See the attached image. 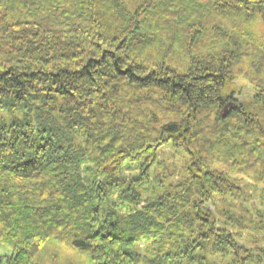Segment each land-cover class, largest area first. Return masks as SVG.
Listing matches in <instances>:
<instances>
[{
  "label": "trees",
  "instance_id": "trees-1",
  "mask_svg": "<svg viewBox=\"0 0 264 264\" xmlns=\"http://www.w3.org/2000/svg\"><path fill=\"white\" fill-rule=\"evenodd\" d=\"M260 25L264 0H0V264H264Z\"/></svg>",
  "mask_w": 264,
  "mask_h": 264
},
{
  "label": "rangeland",
  "instance_id": "rangeland-1",
  "mask_svg": "<svg viewBox=\"0 0 264 264\" xmlns=\"http://www.w3.org/2000/svg\"><path fill=\"white\" fill-rule=\"evenodd\" d=\"M258 30L257 32L261 31V33L264 32V27L263 26H258ZM235 84L238 86H241L243 88V93L242 95H235V99L237 100H244L248 97H251L252 95V91L249 87H247L246 84L239 82L238 80L235 81ZM170 150L168 148H165L163 150V155L161 156V160H163V162L165 163L166 167L168 168L170 165V162H167L166 160L169 158L168 155L170 154ZM183 160V159H182ZM184 161V160H183ZM176 166L180 167V165L176 164ZM106 170L108 171H112V169L109 170V168H106ZM145 198H150V195L145 194ZM150 200V199H149ZM259 196H256V194H253V200H252V204L259 206ZM262 201V200H260ZM143 203L139 206H137L138 209H142ZM212 210H214L213 208H211ZM261 209H264V207H262ZM255 220V219H254ZM259 223H261V220H259ZM258 229V231L254 232L251 231L249 234H244V239L239 241L240 245H245L247 244V241L252 237V239H254L256 242H258L257 247H261L262 244L261 242H259V240H262L264 237V233L262 231V229L256 225ZM264 227V224H263ZM260 243V244H259ZM145 247V243H141L140 244V250H142V252L144 251ZM144 254V253H142ZM5 255L4 251H2L0 249V256ZM257 255V253H256ZM40 263V264H94L92 262V260L90 259L88 254L85 253H79L76 251H72V250H66L64 248H60L57 246H53V244L50 245L49 248H47V251L43 250L40 254V256L36 259V263Z\"/></svg>",
  "mask_w": 264,
  "mask_h": 264
}]
</instances>
